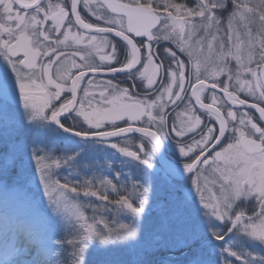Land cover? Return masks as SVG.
<instances>
[{
	"label": "snow or ice",
	"instance_id": "1",
	"mask_svg": "<svg viewBox=\"0 0 264 264\" xmlns=\"http://www.w3.org/2000/svg\"><path fill=\"white\" fill-rule=\"evenodd\" d=\"M0 264H264V0H0Z\"/></svg>",
	"mask_w": 264,
	"mask_h": 264
}]
</instances>
